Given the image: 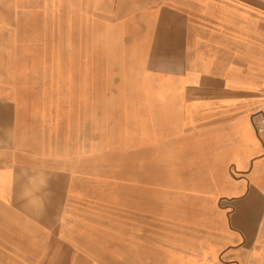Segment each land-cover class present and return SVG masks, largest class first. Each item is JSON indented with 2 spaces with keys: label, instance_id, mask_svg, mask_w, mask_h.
Here are the masks:
<instances>
[{
  "label": "crops",
  "instance_id": "1",
  "mask_svg": "<svg viewBox=\"0 0 264 264\" xmlns=\"http://www.w3.org/2000/svg\"><path fill=\"white\" fill-rule=\"evenodd\" d=\"M109 2L0 0V264H264V0L163 4L183 44L157 52L118 149L93 141L104 85L58 94L30 62L62 8L92 24Z\"/></svg>",
  "mask_w": 264,
  "mask_h": 264
},
{
  "label": "rangeland",
  "instance_id": "2",
  "mask_svg": "<svg viewBox=\"0 0 264 264\" xmlns=\"http://www.w3.org/2000/svg\"><path fill=\"white\" fill-rule=\"evenodd\" d=\"M109 4L94 9L92 24L81 22L84 18L79 16L76 24H70L69 8H62L61 15L47 23L42 44L38 52L31 55L30 62L32 65L45 64L48 80L58 78V94H68L70 86L74 85L78 97L82 98L89 79L94 95L102 91L100 87L104 85L111 101L104 104V112L102 105L95 103L93 141L118 149L117 145L133 138L129 133L133 127L130 108L134 103L129 100L133 101L142 84L156 78L153 73L159 67L158 51L182 47L187 25L182 21L183 10L163 5L167 0H110ZM120 82L125 85V105L117 102L120 101ZM49 85L45 89L47 92L51 90ZM119 106L125 107V124L120 125ZM141 171L143 180L156 175L157 192L166 191L164 166L143 167Z\"/></svg>",
  "mask_w": 264,
  "mask_h": 264
},
{
  "label": "built area",
  "instance_id": "3",
  "mask_svg": "<svg viewBox=\"0 0 264 264\" xmlns=\"http://www.w3.org/2000/svg\"><path fill=\"white\" fill-rule=\"evenodd\" d=\"M252 120L254 121L253 124L255 132L264 145V113H255V115H253Z\"/></svg>",
  "mask_w": 264,
  "mask_h": 264
}]
</instances>
